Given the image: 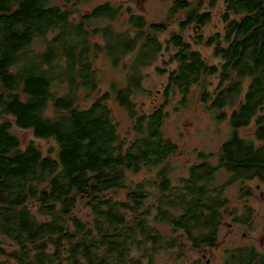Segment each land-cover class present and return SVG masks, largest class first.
<instances>
[{
	"label": "trees",
	"instance_id": "1",
	"mask_svg": "<svg viewBox=\"0 0 264 264\" xmlns=\"http://www.w3.org/2000/svg\"><path fill=\"white\" fill-rule=\"evenodd\" d=\"M92 1L0 0V264H155L161 250L179 260L182 242L216 247L228 187L251 196L250 183L264 185V0H221L220 29L208 34L218 0H170L161 22L109 2L83 14ZM100 61L124 72L122 83L102 91ZM153 66L165 81L147 112L136 99L151 95ZM193 100L230 133L175 187L167 162L178 146L163 128ZM111 102L126 112L130 140ZM14 128L54 140L56 158L24 147ZM144 171L154 177L131 179ZM219 172L228 178L216 183ZM223 260L264 264V253L226 250Z\"/></svg>",
	"mask_w": 264,
	"mask_h": 264
},
{
	"label": "rangeland",
	"instance_id": "2",
	"mask_svg": "<svg viewBox=\"0 0 264 264\" xmlns=\"http://www.w3.org/2000/svg\"><path fill=\"white\" fill-rule=\"evenodd\" d=\"M108 2L117 6L123 5L126 8L129 7L134 13L143 15L150 22H161L165 20L171 5L170 0H93L91 3L82 5L81 12L85 14L96 6ZM221 11V0H218L213 10V23L205 33L208 34L210 31L214 32L220 29L217 16L219 14L218 12ZM179 16V19H176L174 23L168 26L170 30L177 29V25L181 21L183 15L181 14ZM189 34H194V32L189 30L187 35ZM201 52L205 57L210 56V51L207 49L203 48ZM213 62L215 63L216 61ZM97 66L100 69V76L103 79L102 91H107L109 89L110 82L122 83L125 73L120 69H113L109 64L103 61H100ZM145 72L147 78L144 81V88L147 89L151 95L139 96L136 101L140 106L144 107V111L150 112L154 106L160 104L159 102L161 100L159 98V93L165 80L157 76L154 66L147 69ZM110 106L112 107L114 119L120 134L130 140L132 138L131 124L127 118L126 112L113 102L110 103ZM163 129L166 137L178 146V153L170 157L167 162L170 178L175 187L179 185L180 179L188 176L189 168L199 163V153L217 151L230 133L228 123L215 122L212 118V114L200 108L194 100L188 109L180 110L178 113L171 112ZM13 131L24 147L28 143L34 142L43 152L44 156L50 155L56 158L57 146L54 140H37L30 131L17 128H14ZM249 133V130L240 132L243 137L251 138L252 136L249 135ZM154 174V171H144L135 177H131V179L135 183H140L145 179L154 177ZM216 177V183L224 182L228 178L223 172H219ZM248 186L250 187L251 196H241V186L239 183L228 187L224 191L223 196L228 199L229 207L226 210L225 221L219 231L216 247L204 253H188L189 255L184 259L183 264H190L193 260L197 261L198 259L202 260L204 264L208 261H210V264H223L226 250L235 251L247 247H253L258 252L264 253V185L252 182ZM123 198L122 194L116 197L117 200ZM153 201L154 200H150L148 203L152 205ZM233 210H235L234 213H236L234 219L237 218L239 221L244 219L243 217L246 210H249L251 212L248 222L249 225H243L242 222L239 221L234 222L233 217L229 216V213ZM149 226L154 227L164 237H172L173 233L171 228L165 224L150 222ZM1 240H3V237L0 235V241ZM261 240L263 242H261ZM7 250L9 249L6 248V251ZM203 255H205L204 258ZM174 257H176V255L173 251H158L154 258L155 264H180L175 262ZM143 264L146 263L143 262Z\"/></svg>",
	"mask_w": 264,
	"mask_h": 264
},
{
	"label": "flooded vegetation",
	"instance_id": "3",
	"mask_svg": "<svg viewBox=\"0 0 264 264\" xmlns=\"http://www.w3.org/2000/svg\"><path fill=\"white\" fill-rule=\"evenodd\" d=\"M179 234V233H178ZM182 235V234H181ZM261 242H263L262 240H261ZM182 247H183V256H181V258L178 260V259H176V257H174L175 258V262H177V263H180V264H183V261H184V259L185 258H187V256L189 255L188 253H190V254H193V253H204L205 251H207V250H212V249H214V248H209V249H205V250H203L202 252H195L194 251V249H193V247L190 245V244H188V245H186L185 244V242H182ZM174 253H175V255H176V251H173ZM262 253V252H261ZM205 257V255H203V258ZM199 260V259H198ZM195 262L196 261H192L190 264H195ZM201 262H202V260H201ZM203 263V262H202ZM201 263V264H202ZM205 264H210V261H208L207 263H205Z\"/></svg>",
	"mask_w": 264,
	"mask_h": 264
}]
</instances>
